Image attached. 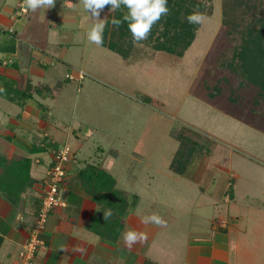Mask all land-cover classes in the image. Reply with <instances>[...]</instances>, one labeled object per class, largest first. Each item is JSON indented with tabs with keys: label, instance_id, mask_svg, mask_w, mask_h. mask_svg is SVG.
<instances>
[{
	"label": "rangeland",
	"instance_id": "rangeland-1",
	"mask_svg": "<svg viewBox=\"0 0 264 264\" xmlns=\"http://www.w3.org/2000/svg\"><path fill=\"white\" fill-rule=\"evenodd\" d=\"M202 1L211 11L199 12L205 19L198 23L193 42L178 62L164 59L141 43L136 51L142 54L124 61L118 54L90 42L87 33L95 21L80 0H70L65 7L81 11L75 22L64 24L69 29L65 31L74 34V45L63 56L58 55L57 72L48 71L51 73L45 78L33 76L30 81L34 85L60 81L55 99L46 95L42 100L51 108L56 121L64 123L62 128L58 127L60 144L56 148L51 146L56 139L54 134L46 132L47 127L38 126L39 113L31 126L34 131L31 136L24 133L18 137L27 139L31 145L49 144L43 157L51 160L58 150L67 151L65 170L68 163L74 164L79 157L85 165L100 163L101 168L111 170L118 188L138 195L136 205L129 207L123 218L137 219L136 231L146 233L149 238L172 237L167 243L173 250L168 254V263L182 264L187 250L183 246L188 240L227 238L231 260L236 264H264L262 123L247 116L252 88L238 91L243 99L246 93L247 101L244 99L236 106L227 103L226 94L208 99L204 90L197 91L200 74L223 31L221 0ZM2 3L13 7L15 0H0V8ZM61 7L62 0H55L52 9ZM109 14V10H103L100 19L106 21ZM36 19H31L34 27L30 28L40 32L38 43L43 42L45 34L51 36L50 41L66 42L58 41L56 30L47 31L45 24L36 27L41 25ZM38 43H35L37 48ZM25 49L28 56L30 52ZM77 71L83 72L79 83L65 80L67 74L76 77ZM35 95L39 97L38 93ZM142 96L152 97L162 106L143 102ZM51 111L45 113L47 117H52ZM181 125L218 144L217 151L211 155L194 156L186 176L167 168L177 147L171 130ZM75 137H79L78 146L73 145ZM230 182H233L231 198ZM79 191L83 192L80 186ZM152 214L159 215L166 223L157 226L141 222Z\"/></svg>",
	"mask_w": 264,
	"mask_h": 264
},
{
	"label": "crops",
	"instance_id": "crops-1",
	"mask_svg": "<svg viewBox=\"0 0 264 264\" xmlns=\"http://www.w3.org/2000/svg\"><path fill=\"white\" fill-rule=\"evenodd\" d=\"M67 3H70V0H62V7L59 9L39 8L33 12L26 9L24 0H15L13 7L1 4L0 76L2 79L11 80L21 91L29 88V92L22 96L23 92L19 91L18 94L11 96L13 100H9L0 92V154L8 160L25 156L29 158L31 184L21 192L15 204L7 201L0 192V264H16L17 252L26 240L40 206L42 179L51 162V157H43L45 148L49 144L42 145L41 140H38L42 146L31 145L26 141L27 139L22 137L19 139L18 136L24 133L31 136V132H34L31 126L39 113L42 121L38 122V126L43 129L47 127L46 132L54 134L53 138L56 139L51 145L57 146L61 141V132L58 127L62 128L61 125L64 123L56 121L51 108L42 102L46 95L55 99L54 93L60 86L59 79L52 85L48 83L34 85L30 81L33 76L45 78L48 73L57 72L55 67L60 68V65L56 66V61L60 60L58 55L63 56L71 48L70 46L74 45L76 40L74 34L71 31L68 33L69 29L65 25L75 22L81 11L79 8L67 9L65 7ZM22 7L25 12L21 11ZM34 18L41 23L36 27L41 28L45 24L47 31L56 30L58 41L66 40V42L50 41L48 38L52 40L51 36L45 34L43 42L38 43L40 32L37 28L34 30L30 28L34 27L31 21ZM22 43L26 44L21 45ZM35 43L39 44L38 48ZM76 43L79 44V40ZM25 48L30 52L28 56L25 54ZM32 55H36L37 58H33ZM21 65L26 68H22ZM73 80L79 83V79ZM1 81L0 78V87ZM35 93H38L42 99L38 97V100ZM21 96L23 99L16 98ZM5 101L6 104H4ZM48 111H51L52 117H47L45 113ZM72 139L67 138L69 141ZM72 141L73 145H79V137H75ZM79 158L74 164L68 163L69 166L68 164L66 166V177L58 190L59 198L65 205L50 211L41 233L43 244L35 252V264H170L168 254L173 251L167 246L168 240L172 238L170 236L157 235L150 238L147 236L143 242L145 246H142L143 243H136L130 249L126 247L122 238L123 233L127 230H137V226L135 227L137 219L133 216L122 219L123 228L115 242L101 238L88 229L90 218L98 205L85 191H79L78 184L75 182V173L85 166ZM1 162L0 160V167ZM105 171L110 175L113 174L111 170L105 169ZM113 178L116 186L118 181L114 176ZM128 210L125 212L126 216ZM131 211L132 209L130 214ZM183 248L187 250L182 264H236L233 259L231 260L227 238L188 240Z\"/></svg>",
	"mask_w": 264,
	"mask_h": 264
},
{
	"label": "trees",
	"instance_id": "trees-1",
	"mask_svg": "<svg viewBox=\"0 0 264 264\" xmlns=\"http://www.w3.org/2000/svg\"><path fill=\"white\" fill-rule=\"evenodd\" d=\"M167 7L168 14L153 24L146 40L138 43L133 42L128 22H123L118 28L111 23L113 18L122 19L128 9L123 5L115 11L105 7L103 10H109L110 14L105 21L101 46L125 61L133 55L142 54L136 51V46L141 43L157 51L164 59L169 58L170 61L172 58L179 62L193 42L199 26L197 23H189L186 17L194 12H210L211 8H207L202 0H167ZM220 7L223 31L207 66L200 74L197 91L204 90L208 99L226 94L227 103L236 106L242 104L244 99L247 101L246 93L243 99L238 91L243 87L244 90L252 88L247 116L261 122L264 132V0H221ZM0 78L1 87L5 89L1 94L9 100H13L11 96L19 91L23 92L22 96L28 94L29 88L21 91L11 80L2 79V76ZM22 96L16 98L23 99ZM140 98L156 107L162 106L161 102L152 97ZM171 135L177 147L167 168L180 176L187 175L194 156H209L218 149L216 142L185 125L173 128ZM0 160V192L7 201L15 204L21 192L31 184L29 158L25 156L8 160L0 154ZM53 164L51 160L47 169ZM75 175L78 187H82L99 206L98 212L95 211L90 218L88 229L101 238L115 242L123 228V215L129 206L136 204L138 195H130L128 190L116 187L115 179L101 168L100 163L86 164ZM232 184H229L230 198ZM108 209L112 210L113 215L109 220H104L103 212Z\"/></svg>",
	"mask_w": 264,
	"mask_h": 264
},
{
	"label": "clouds",
	"instance_id": "clouds-1",
	"mask_svg": "<svg viewBox=\"0 0 264 264\" xmlns=\"http://www.w3.org/2000/svg\"><path fill=\"white\" fill-rule=\"evenodd\" d=\"M83 9L95 21L87 33L90 42L97 45L103 43V30L105 20L100 19V13L105 7H109L110 11H115L123 5L128 9L122 19L113 18L111 23L115 27H119L123 22H128V29L132 34L133 42L138 43L146 40L150 34L153 24H155L163 15H167L169 9L167 0H80ZM26 9L35 11L39 8L50 9L54 7L55 0H24ZM189 23H202L205 19L204 15L194 12L186 17ZM5 89L0 87V92ZM113 215L111 209L103 212V219L109 220ZM141 222L145 225L153 223L157 226L164 225L166 222L157 214L145 216ZM123 241L129 249L136 243H143L147 239L144 232L135 230H127L123 233ZM61 250L64 251L63 248Z\"/></svg>",
	"mask_w": 264,
	"mask_h": 264
},
{
	"label": "built area",
	"instance_id": "built-area-1",
	"mask_svg": "<svg viewBox=\"0 0 264 264\" xmlns=\"http://www.w3.org/2000/svg\"><path fill=\"white\" fill-rule=\"evenodd\" d=\"M21 11L25 12V9L22 7ZM82 77V71H77L76 77L71 74L66 75V78L70 80H80ZM67 155V151L64 150L55 152L54 164L45 172L41 204L34 216V221L29 229L28 236L17 252L16 264H35V252L43 244L41 233L45 228L50 211L65 205L64 201L59 198L58 190L66 173L65 165L68 161Z\"/></svg>",
	"mask_w": 264,
	"mask_h": 264
}]
</instances>
